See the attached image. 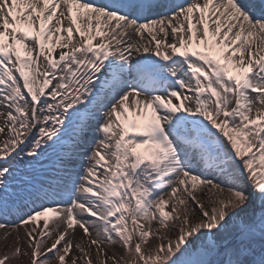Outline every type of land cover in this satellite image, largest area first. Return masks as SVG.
I'll list each match as a JSON object with an SVG mask.
<instances>
[{"label":"snow or ice","instance_id":"obj_1","mask_svg":"<svg viewBox=\"0 0 264 264\" xmlns=\"http://www.w3.org/2000/svg\"><path fill=\"white\" fill-rule=\"evenodd\" d=\"M20 229L0 264H264V0H0Z\"/></svg>","mask_w":264,"mask_h":264},{"label":"rangeland","instance_id":"obj_2","mask_svg":"<svg viewBox=\"0 0 264 264\" xmlns=\"http://www.w3.org/2000/svg\"><path fill=\"white\" fill-rule=\"evenodd\" d=\"M13 219L15 218L13 217ZM18 231H19V238L17 236V233L13 232L12 235L9 236L7 240L3 238V232L0 231V255H3L5 251H12L17 246V244H21V252L23 253L25 245L22 244V241L20 239L23 237V229H20ZM153 243H155V241H153ZM6 244L9 247L6 248L5 247ZM8 264H29V259L25 258L23 255H20L15 259L9 261ZM52 264H56V262L52 261Z\"/></svg>","mask_w":264,"mask_h":264},{"label":"bare ground","instance_id":"obj_3","mask_svg":"<svg viewBox=\"0 0 264 264\" xmlns=\"http://www.w3.org/2000/svg\"><path fill=\"white\" fill-rule=\"evenodd\" d=\"M166 1H167V0H166ZM166 1H165V2H166ZM130 115H131V113H130Z\"/></svg>","mask_w":264,"mask_h":264}]
</instances>
